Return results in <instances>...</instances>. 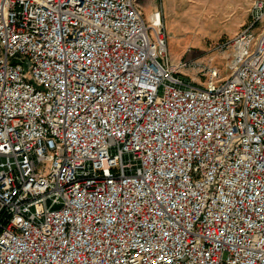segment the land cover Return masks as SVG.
I'll list each match as a JSON object with an SVG mask.
<instances>
[{"label":"built area","instance_id":"2783aa9c","mask_svg":"<svg viewBox=\"0 0 264 264\" xmlns=\"http://www.w3.org/2000/svg\"><path fill=\"white\" fill-rule=\"evenodd\" d=\"M253 10L198 83L162 10L0 0V264H264Z\"/></svg>","mask_w":264,"mask_h":264},{"label":"rangeland","instance_id":"374dc122","mask_svg":"<svg viewBox=\"0 0 264 264\" xmlns=\"http://www.w3.org/2000/svg\"><path fill=\"white\" fill-rule=\"evenodd\" d=\"M256 0H138L145 17L162 11V24L173 61L183 59L186 82H204L210 68L227 74L228 48L223 45L252 20ZM162 7V8H161ZM221 46V47H220Z\"/></svg>","mask_w":264,"mask_h":264},{"label":"crops","instance_id":"0c3cea01","mask_svg":"<svg viewBox=\"0 0 264 264\" xmlns=\"http://www.w3.org/2000/svg\"><path fill=\"white\" fill-rule=\"evenodd\" d=\"M152 10H159V8L157 7V5H155ZM161 10L163 11V8Z\"/></svg>","mask_w":264,"mask_h":264}]
</instances>
